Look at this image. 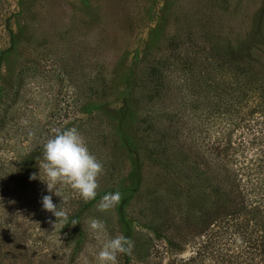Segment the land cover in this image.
<instances>
[{"label":"rangeland","instance_id":"rangeland-1","mask_svg":"<svg viewBox=\"0 0 264 264\" xmlns=\"http://www.w3.org/2000/svg\"><path fill=\"white\" fill-rule=\"evenodd\" d=\"M228 61L248 65L237 100L222 91L230 74L213 69ZM0 86V252H17L15 264H84L88 219L124 235L121 209L131 264H221L213 235L231 252L237 234H264V184L245 186L259 211L248 227L214 223L230 204L223 168L264 154V0H0ZM247 114L258 121L243 126ZM67 127L103 173L87 203L64 189L67 220L56 221L29 177ZM115 191L120 202L98 211Z\"/></svg>","mask_w":264,"mask_h":264},{"label":"clouds","instance_id":"clouds-1","mask_svg":"<svg viewBox=\"0 0 264 264\" xmlns=\"http://www.w3.org/2000/svg\"><path fill=\"white\" fill-rule=\"evenodd\" d=\"M42 158L37 161L38 173L29 179H39L46 186L41 197V206L51 212L57 220H67V213L60 205L67 202L64 189H71L87 203L97 196L98 177L103 173V165L89 151L87 142L75 127L56 129L55 135L42 145ZM53 195L60 198L59 204L53 203ZM119 191L104 194L97 210L107 212L120 202ZM87 228L95 245L89 247L84 258L88 264L90 256L94 264H117L119 254H130L131 241L124 235L110 236L104 222L98 218H89Z\"/></svg>","mask_w":264,"mask_h":264},{"label":"trees","instance_id":"trees-1","mask_svg":"<svg viewBox=\"0 0 264 264\" xmlns=\"http://www.w3.org/2000/svg\"><path fill=\"white\" fill-rule=\"evenodd\" d=\"M212 55L213 59L217 56V54ZM236 66L238 67H232V62L228 61L225 67L215 65L213 68L221 70L222 72L227 73V75L228 73L230 74L231 80L234 82H229V84L226 85L224 90L222 91L227 95V97H230L232 100L238 99V96L235 94L236 85L241 84L246 88H249L248 85L249 83H251L248 78L249 71L246 69L248 65H246L245 62L241 61ZM243 95L258 97L259 100H261L262 98V96H260V92L255 94L243 92ZM253 117L254 114H247V116L244 118L245 123L243 124V126L247 123V121H249L248 123H250L251 121L256 120ZM258 124L259 122L249 124L250 129H254ZM230 125L234 129L240 128L239 124H237L236 122L231 121ZM238 161L240 167L236 169H230V167L223 168L224 174H222L221 179L225 182V186L230 188V204H227L225 210L221 211L219 215H216L214 217V223H217L218 221H223L224 223H226V220L229 218L227 222L230 221V223H228L227 226H233L231 229H234V232H238L239 227H248L245 218L243 217L246 213H250L251 215H253V217L259 215V211L256 210V207H248L249 202L246 200L248 198V188H246L245 186L250 185L252 188H256V186H259L262 188V185L264 184V154L255 153L250 157L243 156ZM263 190L262 193H264ZM254 201L257 200L253 199L251 203H253ZM240 219L244 221H240ZM121 222L124 227V236L131 240V229L127 224L125 214L122 209ZM245 232L246 230H242L241 233ZM237 235L238 238H233L230 241L237 244V247L234 248L235 250L231 252L224 251V249L220 247V245H222L221 239L217 238L218 235H213L209 243L211 255L217 256V258L220 260H218V262H220L221 264H264V234L258 235L257 237L253 236V234ZM258 256H260L261 258L258 259ZM17 258L18 254L15 251L10 252V255L0 252V264H15ZM120 264H131V254H121Z\"/></svg>","mask_w":264,"mask_h":264}]
</instances>
